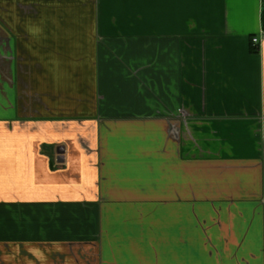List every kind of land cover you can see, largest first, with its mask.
I'll return each mask as SVG.
<instances>
[{
	"label": "crops",
	"instance_id": "0c3cea01",
	"mask_svg": "<svg viewBox=\"0 0 264 264\" xmlns=\"http://www.w3.org/2000/svg\"><path fill=\"white\" fill-rule=\"evenodd\" d=\"M263 6L0 0V264H264Z\"/></svg>",
	"mask_w": 264,
	"mask_h": 264
},
{
	"label": "trees",
	"instance_id": "16d2710c",
	"mask_svg": "<svg viewBox=\"0 0 264 264\" xmlns=\"http://www.w3.org/2000/svg\"><path fill=\"white\" fill-rule=\"evenodd\" d=\"M261 28H262V32L264 34V6L262 9V13H261ZM254 52L257 51V47H254V49H252Z\"/></svg>",
	"mask_w": 264,
	"mask_h": 264
},
{
	"label": "built area",
	"instance_id": "2783aa9c",
	"mask_svg": "<svg viewBox=\"0 0 264 264\" xmlns=\"http://www.w3.org/2000/svg\"><path fill=\"white\" fill-rule=\"evenodd\" d=\"M262 36H264L263 32H262ZM251 43H252V46L257 47L259 43V39L257 37H253L251 39Z\"/></svg>",
	"mask_w": 264,
	"mask_h": 264
}]
</instances>
